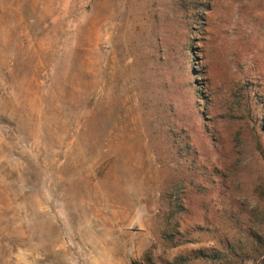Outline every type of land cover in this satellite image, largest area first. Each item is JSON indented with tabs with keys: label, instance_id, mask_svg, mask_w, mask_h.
<instances>
[{
	"label": "rangeland",
	"instance_id": "1",
	"mask_svg": "<svg viewBox=\"0 0 264 264\" xmlns=\"http://www.w3.org/2000/svg\"><path fill=\"white\" fill-rule=\"evenodd\" d=\"M0 264H264V0H0Z\"/></svg>",
	"mask_w": 264,
	"mask_h": 264
}]
</instances>
